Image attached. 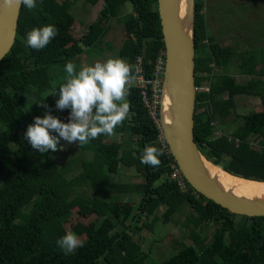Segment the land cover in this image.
Segmentation results:
<instances>
[{
	"label": "trees",
	"instance_id": "trees-1",
	"mask_svg": "<svg viewBox=\"0 0 264 264\" xmlns=\"http://www.w3.org/2000/svg\"><path fill=\"white\" fill-rule=\"evenodd\" d=\"M79 1L95 5L99 0H42L37 9L21 7L16 40L0 61V264H147L148 253L134 237L151 229L148 220L167 223L175 216L183 219L192 243L172 240L175 254L151 264H264V217L232 214L184 178L186 188L172 177L176 163L136 84L138 66L152 81L157 58L165 53L157 0H103L97 18L77 38L78 19L71 10ZM126 4L131 11L124 9ZM216 5L194 0V140L205 157L227 172L264 183V47L221 44L207 20L220 15ZM231 5L233 18L238 12L246 15L238 6H247ZM48 24L57 27V37L43 50L28 48L25 33ZM118 24L125 38L114 56L130 65L128 81L135 85H127L129 113L113 133L119 138L102 135L80 148L77 142L81 153L64 164L54 160L57 152L42 156L24 134L35 117L56 108L58 96L49 95L66 75L54 84V68L97 50L106 31ZM240 97L260 103L238 115ZM62 111L57 118L67 123L70 110ZM148 146L163 153L158 167L140 162ZM122 169H133L134 181L115 180ZM128 195L130 200L123 201ZM67 232L75 233L82 247L64 254L56 240Z\"/></svg>",
	"mask_w": 264,
	"mask_h": 264
},
{
	"label": "water",
	"instance_id": "water-1",
	"mask_svg": "<svg viewBox=\"0 0 264 264\" xmlns=\"http://www.w3.org/2000/svg\"><path fill=\"white\" fill-rule=\"evenodd\" d=\"M20 11L15 5L0 8V61L14 45ZM157 11L165 51L159 126L170 155L189 186L206 199L235 215L264 217V183L227 172L205 157L194 140V0H157ZM248 184L259 185L258 193L240 190Z\"/></svg>",
	"mask_w": 264,
	"mask_h": 264
},
{
	"label": "clouds",
	"instance_id": "clouds-1",
	"mask_svg": "<svg viewBox=\"0 0 264 264\" xmlns=\"http://www.w3.org/2000/svg\"><path fill=\"white\" fill-rule=\"evenodd\" d=\"M42 0H2L0 8L23 7L29 11L37 9ZM58 35L55 25L48 24L34 27L24 36L26 46L34 51L43 50ZM130 65L123 59H109L103 63L76 70V65L69 61L64 65L67 73L65 83L49 96L57 97L55 107L58 110L69 109L68 122L46 113L43 118L35 117L28 125L24 138L31 148L42 156L51 152L63 151L60 141L69 145L79 144V148L89 144L99 136H111L129 113L130 103L127 100V88ZM33 104L47 108L38 100ZM32 104V105H33ZM160 127V126H159ZM162 151L154 146L145 147L140 154V162L150 167H158ZM57 247L69 254L82 247L78 236L67 232L56 240Z\"/></svg>",
	"mask_w": 264,
	"mask_h": 264
},
{
	"label": "rangeland",
	"instance_id": "rangeland-1",
	"mask_svg": "<svg viewBox=\"0 0 264 264\" xmlns=\"http://www.w3.org/2000/svg\"><path fill=\"white\" fill-rule=\"evenodd\" d=\"M207 1L212 6H215L217 2V0ZM244 3L248 2L246 0H227V2L224 3L223 0H220V5H216V9L221 10L220 15L216 13L219 16L207 17L210 24L209 32L223 45H235L240 49L264 47V0H250L246 5ZM231 4L247 6H238L239 11H244L246 15L241 14L237 10L238 17L233 18V15L229 13L232 7ZM102 6L103 0H99L95 5H84L81 1L77 2V7H74L73 4L71 13L78 19L74 31L77 38H81L86 33L88 26L97 18L98 12ZM124 9H129L131 11L132 7L130 4H126ZM110 23L111 21L109 24ZM104 37L105 38L98 44L97 50H88L85 55L77 57L75 61L77 71H79L81 67L92 65L95 62L103 63L109 59L117 58L114 56L115 51L121 47L125 38L122 24L113 25L111 29L106 31ZM86 50L87 49L84 47V51ZM54 70L58 71V76L53 80L54 84H57L64 79L67 73L64 71V67L62 68L60 66L55 67ZM237 79L239 80V77H237ZM128 83L134 85V80H131V82L128 81ZM259 103L260 100L255 97H240L237 100L235 112L238 115H247L256 109ZM49 114L54 117H59L64 114V111L53 108L50 110ZM230 120H233L232 117ZM232 125L235 127L237 123L233 122ZM118 138L119 135L109 136V140ZM60 147L64 150L59 153L57 152L53 157L54 160H57L60 164H64L67 159L74 158L81 153L76 143L69 145L66 141L61 140ZM87 156H85V158ZM75 170L78 173L80 171V166L77 165ZM134 175L135 172L133 169H122L115 180L122 182L134 181ZM130 198V195L122 197L123 201L130 200ZM142 224L143 223L140 222L139 226H142ZM147 225L151 226V229L145 228L140 234L134 237L135 241L140 244L142 250L148 253L149 258L147 264L163 261L175 254L172 246L174 242H172V240L184 241L188 245L192 243L188 239V228L186 229L183 224V219L180 218V216H175L172 221L167 223H164L161 219H158L154 223L152 220H148Z\"/></svg>",
	"mask_w": 264,
	"mask_h": 264
},
{
	"label": "built area",
	"instance_id": "built-area-1",
	"mask_svg": "<svg viewBox=\"0 0 264 264\" xmlns=\"http://www.w3.org/2000/svg\"><path fill=\"white\" fill-rule=\"evenodd\" d=\"M164 54H160L157 58L155 69H154V79L152 81H146L142 76V69L140 66L137 68L138 76H137V87L141 90V99L146 108L149 117L159 125V97L161 95V84L164 72ZM140 61V58L137 59V62ZM156 108V110H155ZM174 168L173 179H177L179 181V185L182 188H186L183 176L177 167Z\"/></svg>",
	"mask_w": 264,
	"mask_h": 264
},
{
	"label": "bare ground",
	"instance_id": "bare-ground-1",
	"mask_svg": "<svg viewBox=\"0 0 264 264\" xmlns=\"http://www.w3.org/2000/svg\"><path fill=\"white\" fill-rule=\"evenodd\" d=\"M225 180H226L227 183L233 184L232 180L229 179L226 176H225ZM258 187H259V185H249L248 184V185H245V186H241L240 190L242 192H245V193L247 192V193H250V194H254V193H258Z\"/></svg>",
	"mask_w": 264,
	"mask_h": 264
},
{
	"label": "crops",
	"instance_id": "crops-1",
	"mask_svg": "<svg viewBox=\"0 0 264 264\" xmlns=\"http://www.w3.org/2000/svg\"><path fill=\"white\" fill-rule=\"evenodd\" d=\"M246 1L249 3L250 0H246ZM215 14H216V13H215ZM162 80H163V78H162Z\"/></svg>",
	"mask_w": 264,
	"mask_h": 264
}]
</instances>
